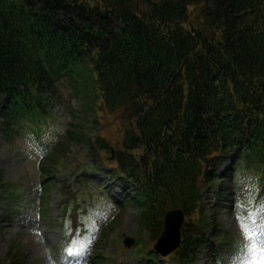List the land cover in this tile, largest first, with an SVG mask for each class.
Listing matches in <instances>:
<instances>
[{"label": "trees", "instance_id": "1", "mask_svg": "<svg viewBox=\"0 0 264 264\" xmlns=\"http://www.w3.org/2000/svg\"><path fill=\"white\" fill-rule=\"evenodd\" d=\"M79 68L85 108L93 110L87 91L94 89L127 125L111 171L137 202L150 240L160 235L165 211L182 208L187 222L174 263L195 260L206 244L229 245L232 237L202 200L235 167L264 171V0H0L3 134L44 117L45 93ZM74 119L40 164L49 188L77 143L88 139L97 157L109 150L104 138L90 136L88 120ZM229 152L237 162L220 171ZM12 187L0 180L1 200L15 209ZM121 220L102 228L90 264L111 263L106 251ZM26 258L12 242L0 264Z\"/></svg>", "mask_w": 264, "mask_h": 264}, {"label": "rangeland", "instance_id": "2", "mask_svg": "<svg viewBox=\"0 0 264 264\" xmlns=\"http://www.w3.org/2000/svg\"><path fill=\"white\" fill-rule=\"evenodd\" d=\"M76 84L77 81L74 82L69 77L57 84L56 93L52 95L48 109L53 117L48 118L43 125L25 121L16 125L15 132L10 137H4L0 132V180L12 183L18 204L17 209L11 210L9 209L11 202L0 199V259L5 256L8 245L15 242L21 246L27 257L25 264H85L88 260V253L82 256L84 240H88L91 235L88 223L83 222L76 227L70 226L64 233L63 228L66 226L61 227L60 218L64 207L61 206L64 201L63 195L58 192L53 193L50 202L45 192L41 196L43 186L38 169L42 156L63 137L68 124L75 121V114L88 121L95 116L94 111L85 113L84 94L79 95L71 91L70 87ZM87 94H91L94 101L97 124L107 134L111 133L109 142L115 148L123 138V130L127 125L117 112H110L104 106L101 98L94 97L97 94L94 89L91 93L89 88ZM3 105L5 100H2L0 108ZM76 157L82 161H74ZM101 159L109 164V155L102 156ZM84 160L88 161L85 141L73 146L68 156L63 158V164L65 163L63 174L64 177L69 178L70 186L78 187L75 178L76 176L78 178L80 172L76 175L73 167L78 162L82 164ZM230 161H232L231 156H227L221 166L222 170L228 167ZM70 164L72 167H69ZM235 171L237 174L234 173L231 180L225 179L229 192H227L228 186L225 185V190L220 196L210 193L203 201L205 214L210 215V218L211 214H214L222 232L231 233L233 242L231 241L230 247L227 246L223 250L217 248L209 250L208 246L203 247L196 261L191 264H210L213 259L219 261V264H247L252 257L246 251V246L252 241L264 244V182H261L260 174L256 177V172L252 170L241 168ZM90 174L96 181L95 185L103 186V189H95L103 196L97 195L93 198L83 196L87 200L86 204L90 203V207H95L89 224L95 232V237L110 217L122 211L119 207L125 206L121 223L111 237L106 251L113 260L112 264H158L152 257L146 258L147 248H151L153 243L149 242V232L137 223V206L133 202L120 205L119 202L124 199L116 182L113 187L114 193L107 192L105 186L110 180L106 167L103 166L99 172H90ZM221 182L222 180H217L216 183ZM84 184L88 186H79L76 195L79 200L82 194L89 195L92 192L89 178L84 180ZM81 206V211L84 212L85 204L81 202ZM66 217L73 222L75 211L68 210ZM80 218L79 213L78 220ZM205 226V233H210L208 226ZM245 229L252 232V241L245 236ZM127 237L134 239L133 245L127 249L120 247L119 245L123 244ZM145 241L149 242L148 246ZM92 247L93 243L90 248ZM159 260L162 264H174L160 255L158 262Z\"/></svg>", "mask_w": 264, "mask_h": 264}, {"label": "water", "instance_id": "3", "mask_svg": "<svg viewBox=\"0 0 264 264\" xmlns=\"http://www.w3.org/2000/svg\"><path fill=\"white\" fill-rule=\"evenodd\" d=\"M184 221L182 210H170L164 217V228L158 239L155 249L162 255H167L175 250L181 242V226ZM130 243L132 240L127 239Z\"/></svg>", "mask_w": 264, "mask_h": 264}, {"label": "snow or ice", "instance_id": "4", "mask_svg": "<svg viewBox=\"0 0 264 264\" xmlns=\"http://www.w3.org/2000/svg\"><path fill=\"white\" fill-rule=\"evenodd\" d=\"M243 227V225H242ZM252 232L245 229V236L251 240ZM246 251L251 254L252 259L247 264H264V244L259 242H252L246 246Z\"/></svg>", "mask_w": 264, "mask_h": 264}]
</instances>
